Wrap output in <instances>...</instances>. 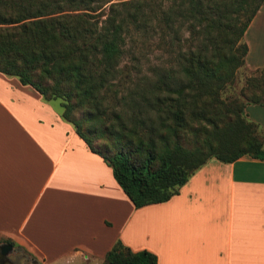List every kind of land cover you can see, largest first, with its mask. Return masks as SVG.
Segmentation results:
<instances>
[{"label":"trees","instance_id":"obj_1","mask_svg":"<svg viewBox=\"0 0 264 264\" xmlns=\"http://www.w3.org/2000/svg\"><path fill=\"white\" fill-rule=\"evenodd\" d=\"M263 4L0 0V73L58 101L134 207L164 202L211 158L264 160V133L245 112L264 106V67L225 93ZM103 264H157V256L117 240Z\"/></svg>","mask_w":264,"mask_h":264},{"label":"crops","instance_id":"obj_2","mask_svg":"<svg viewBox=\"0 0 264 264\" xmlns=\"http://www.w3.org/2000/svg\"><path fill=\"white\" fill-rule=\"evenodd\" d=\"M0 239L37 264H103L117 240L157 264H264V160L211 158L170 199L136 208L53 102L0 73Z\"/></svg>","mask_w":264,"mask_h":264},{"label":"rangeland","instance_id":"obj_3","mask_svg":"<svg viewBox=\"0 0 264 264\" xmlns=\"http://www.w3.org/2000/svg\"><path fill=\"white\" fill-rule=\"evenodd\" d=\"M119 1V0H113ZM104 12L107 11V5L103 7ZM245 38V39H244ZM243 40L248 44L250 53L248 55V63L251 67L260 66L264 63V8L258 15L255 23L247 30L244 34ZM246 40V41H245ZM156 56V55H155ZM154 55H149V58L156 60ZM246 61V57H245ZM264 67V64L262 65ZM261 67V68H262ZM253 73V70L248 67L246 62L243 67L238 71L237 78L235 83L227 90L226 95H234L239 92V89L244 84L245 77ZM53 104L56 106V109L59 113V102L54 101ZM246 108V107H245ZM264 109L260 107H254L253 111L255 117H259L260 121H264ZM246 112V111H245ZM2 248H6L3 253L1 252ZM0 255L5 256L8 259V262L0 264H37L33 258H31L26 252H24L18 246H15L13 243L5 239H0ZM79 261H82V258H78ZM62 264H67L65 261ZM68 264H82V263H68Z\"/></svg>","mask_w":264,"mask_h":264},{"label":"flooded vegetation","instance_id":"obj_4","mask_svg":"<svg viewBox=\"0 0 264 264\" xmlns=\"http://www.w3.org/2000/svg\"><path fill=\"white\" fill-rule=\"evenodd\" d=\"M5 249H6V248H2V249H1V252L3 253V251H4ZM4 262H8V259H6L5 256L0 255V263H4Z\"/></svg>","mask_w":264,"mask_h":264}]
</instances>
